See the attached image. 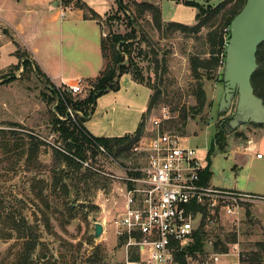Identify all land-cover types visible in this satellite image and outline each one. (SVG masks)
Segmentation results:
<instances>
[{
  "label": "rangeland",
  "instance_id": "1",
  "mask_svg": "<svg viewBox=\"0 0 264 264\" xmlns=\"http://www.w3.org/2000/svg\"><path fill=\"white\" fill-rule=\"evenodd\" d=\"M124 1L129 2L130 11L136 13V2L141 0ZM197 1L214 7L223 0ZM115 4L118 7L116 0ZM161 4L166 16L175 7L172 0H162ZM190 9L197 13L196 8ZM139 22L144 34L150 38L143 47L155 51L143 59L140 66L146 82L153 86L152 93L160 94L145 119L144 136L154 134L152 119L159 118L163 131L187 137L184 140L186 145H193L198 148L199 155H206L220 119L233 111L229 109L218 116L224 91V66L218 70L202 69L200 78H196L192 71V55L209 57L207 35L211 28L205 27L199 34H189L158 30L148 16L139 17ZM126 24H113L111 29L104 25L105 33L109 30L124 33L129 29ZM21 51L26 53V57H18L20 69L12 66L0 72V77H4L0 83V210L5 207L17 218H25L27 231L32 230L38 236L35 264H90L94 260L102 264H117L125 258V249L112 220L126 205L127 187L131 185L125 178L129 175L126 168L138 167L140 158L133 149L119 157L106 151L95 156L89 153L85 166H91L95 173L89 175L90 180L79 184L78 189L71 183L67 192L61 187L52 189L53 180L65 175L54 152L59 145V133L52 123L55 108L49 101L51 92L47 84L32 70L24 71L22 63L33 58L24 47ZM199 83L205 88L207 103L202 112L195 114ZM87 94L88 89L77 95L85 97ZM185 108L189 117L184 126L179 115ZM263 132L264 126L248 123L227 133L226 148L216 147L211 155L210 183L229 189H242L253 179L262 183L264 161L259 160L257 154L264 156V142L260 135ZM250 138H253L257 149L250 153L239 149V143L246 145ZM67 182L70 183L69 180ZM42 192L48 197L50 208L44 205ZM67 203L75 207L72 212L67 209ZM248 204L243 208L238 226L232 229L226 225L213 239L226 240L229 231H234L236 241L240 243L242 264H264L250 262L252 253L261 252L264 245V201ZM96 222L106 224L107 232L99 238L93 237ZM8 233H11V225L0 221V264H16L24 242L18 240L14 232L13 238H7ZM225 246L232 248L224 244L223 249ZM209 247V251L216 249L215 246ZM178 260L183 264L180 256ZM185 260L188 261L186 257ZM235 260L236 256H223L218 264H233Z\"/></svg>",
  "mask_w": 264,
  "mask_h": 264
},
{
  "label": "trees",
  "instance_id": "2",
  "mask_svg": "<svg viewBox=\"0 0 264 264\" xmlns=\"http://www.w3.org/2000/svg\"><path fill=\"white\" fill-rule=\"evenodd\" d=\"M116 1L118 4L117 9L110 11L105 17H102L83 0H64V3L67 4L74 2L75 7L84 10L86 18L98 21L103 26V29L104 25H107V27L111 29L113 24L121 25V23L126 24V22L129 28L124 33L109 30V32L105 33L102 37L101 46L104 58L107 60L106 67L92 82V87L88 90L87 96L79 97L78 95H72L63 90V87L55 85L43 72L41 67L31 59L27 58L22 63L24 71L27 69L32 70L38 78L47 84L51 92L49 101H51V104L55 108L52 123L55 131L59 133V145L55 147L54 152L58 166L61 165V167H63L62 174H65L53 180L51 188L55 190L61 187L65 188L64 190L67 192L71 183L75 189H78L80 186L79 184L90 180L89 175H94L95 173L91 166H85V163H87L90 158L89 153L95 156L101 151L100 147H103L108 154L119 157L124 154L126 155L143 137H145V119L147 114L151 112L154 105L158 102L159 93L157 94L154 92L151 94L147 112L144 114L138 129L133 133L115 137H97L92 135L84 125L87 117L94 109L97 99L111 90L117 91L120 89L119 79L123 74L128 73L138 83H142L150 89H153V86L150 85L149 82H146L140 62L148 58L152 53L155 54V51L154 49L151 50L150 48L143 47V43L150 38L142 31L139 17L148 16L154 27L158 30H175L183 33L199 34L203 28H211L207 35V42L210 46L207 52L209 57L202 58L199 55H192L190 57L193 74L196 78H200L202 69L218 70L220 67L224 66L221 61H225L226 46L230 37L231 21L246 2V0H223L218 5L212 7L211 5L205 6L197 0H173L197 9L196 23L186 24L176 21H164L161 7L162 0L137 1L136 13L130 11L129 2H125L124 0ZM15 55L22 59L26 57V53L21 51L19 44H17ZM257 59L259 67L252 77V83L256 94L264 99V42L259 46ZM13 67L15 69H20L18 65H14ZM3 78L4 77H0V83L4 81ZM10 80L12 79H9V81ZM196 97L198 103L195 106L197 108V113L195 114H198L203 111L207 103V94L202 83H199ZM69 108L75 113V119H73L69 113ZM79 113L82 115H78ZM61 116L65 117V119L59 118ZM188 117L189 115L185 108L179 115L184 126L187 123ZM251 124L257 127L264 126V124ZM177 129H179V127H177ZM227 133L228 131L225 124L219 123L218 131L215 133L211 143L209 155L214 153L216 147L221 150L226 148L228 145ZM130 174L137 176L139 172L132 171ZM211 176L212 171L210 170V165H208L204 173V182L209 183ZM67 180H69L70 183L67 182ZM104 187H106V185H104ZM42 201L47 208L51 207L48 197L44 195L43 192ZM67 209L72 212L75 207L71 203H67ZM24 220L25 218H22V220L17 218L12 211L5 207L3 210H0V221L8 222L11 225V233H8L7 238H13L14 233H16L17 239L24 241L16 257V264H35L34 253L39 244L37 239L38 236H36L32 230L29 232L27 231L26 222ZM205 235V233L202 234L200 232L196 235L195 243L188 248V253L195 254L205 251ZM236 240V232L229 231L226 235V243L236 242ZM215 247L219 249L218 244H216ZM227 249L228 247L225 246L224 250ZM183 255H185V253L180 256L181 261L183 264H187ZM250 258V262L253 263L264 262V245L261 252H253ZM243 260L245 261L246 259ZM90 262V264H102L96 260Z\"/></svg>",
  "mask_w": 264,
  "mask_h": 264
},
{
  "label": "built area",
  "instance_id": "3",
  "mask_svg": "<svg viewBox=\"0 0 264 264\" xmlns=\"http://www.w3.org/2000/svg\"><path fill=\"white\" fill-rule=\"evenodd\" d=\"M64 15L62 9L61 16ZM59 87L77 95L92 85L79 80ZM69 113L75 119L71 108ZM152 122L154 134L143 137L133 147L141 164L126 168L129 175L125 178L131 184L127 187L126 205L112 220L125 249V258L117 264H181L178 257L183 253H187L183 256L190 264H218L221 257L229 255L237 257L233 264H242L238 241L226 243L213 236L226 225L237 227L244 206L264 201V196L204 182L206 157L199 155L197 147L186 145L185 136L163 131L161 119L153 118ZM132 171L139 175H131ZM102 224L106 234V224ZM199 232L206 234L207 246L218 244L219 249L188 254ZM224 244L232 248L224 250Z\"/></svg>",
  "mask_w": 264,
  "mask_h": 264
},
{
  "label": "crops",
  "instance_id": "4",
  "mask_svg": "<svg viewBox=\"0 0 264 264\" xmlns=\"http://www.w3.org/2000/svg\"><path fill=\"white\" fill-rule=\"evenodd\" d=\"M83 1L102 17L117 8L115 0ZM173 2L175 7L169 10L167 16L161 4L164 21L196 22L197 13L194 9ZM62 9H65L64 16H61ZM104 33L103 26L94 19L86 18L84 10L75 7L74 2L0 0V72L18 64L15 51L19 44L31 53L32 61L41 67L55 85L72 84L79 80L85 85L92 84L107 63L101 46ZM119 82V90L109 91L97 99L85 121V127L94 136L115 137L133 133L147 112L152 90L135 81L128 73L123 74ZM260 135L264 142V132ZM246 143H239V149L246 153L257 149L253 138ZM209 154L208 151L202 156L206 157L211 170ZM258 159L264 161V156ZM263 188L264 178L260 184L253 179L242 189H232L264 196V190H260ZM207 248L210 247L205 245V251H209Z\"/></svg>",
  "mask_w": 264,
  "mask_h": 264
},
{
  "label": "water",
  "instance_id": "5",
  "mask_svg": "<svg viewBox=\"0 0 264 264\" xmlns=\"http://www.w3.org/2000/svg\"><path fill=\"white\" fill-rule=\"evenodd\" d=\"M264 42V0H246L231 21L223 69L224 91L218 115L232 109L225 127L232 132L248 123L264 124V99L256 94L252 77L259 67L257 52ZM104 226L96 222L94 237L102 236Z\"/></svg>",
  "mask_w": 264,
  "mask_h": 264
},
{
  "label": "flooded vegetation",
  "instance_id": "6",
  "mask_svg": "<svg viewBox=\"0 0 264 264\" xmlns=\"http://www.w3.org/2000/svg\"><path fill=\"white\" fill-rule=\"evenodd\" d=\"M231 116H232V112L229 115H225L223 118L220 119V124H226V122L229 120L228 118H231Z\"/></svg>",
  "mask_w": 264,
  "mask_h": 264
}]
</instances>
